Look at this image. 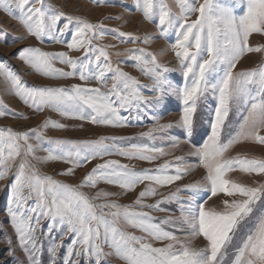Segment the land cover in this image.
Returning a JSON list of instances; mask_svg holds the SVG:
<instances>
[{"label": "snow or ice", "instance_id": "obj_1", "mask_svg": "<svg viewBox=\"0 0 264 264\" xmlns=\"http://www.w3.org/2000/svg\"><path fill=\"white\" fill-rule=\"evenodd\" d=\"M92 2L139 14L154 32L105 23L124 14L92 21L53 0H0V12L23 29L15 35L0 27V43L62 45H25L15 57L47 79L79 81L29 85L0 61L6 94L61 118L23 131L0 127L7 255L15 264H264V153L253 151L264 149V43L253 41L264 38V0ZM109 36L133 46L116 50ZM155 39L167 43L151 50ZM249 54L262 59L238 69ZM127 62L140 76L124 70ZM10 114L28 119L0 98V118ZM145 121L147 130L131 137L48 135L84 123L125 129ZM93 161L76 183L41 169L63 163L57 175L71 179ZM132 193L131 203L120 202Z\"/></svg>", "mask_w": 264, "mask_h": 264}, {"label": "rangeland", "instance_id": "obj_2", "mask_svg": "<svg viewBox=\"0 0 264 264\" xmlns=\"http://www.w3.org/2000/svg\"><path fill=\"white\" fill-rule=\"evenodd\" d=\"M58 6H64L65 10L68 12H76L79 15L87 16L92 21H100L104 20L106 16H117L124 14V18L122 20H105V23L111 27L116 28L119 27L123 31H132L136 32L137 34L143 36L145 33H152L154 32V28L151 24L146 22H142V18L139 14H131V12L125 13L124 7L117 6V7H97L92 0H53ZM110 3L119 4L121 0H109ZM127 21V23H125ZM0 27H3L10 32L14 33L15 35H21L23 33V29L21 26L14 20L9 19L6 14L0 12ZM11 39V37H9ZM253 41H259L264 43V38H261L258 35L253 37ZM106 43H117L118 41L112 40L111 37L105 41ZM167 41L163 39H155L148 47L151 50H159L161 47L165 46ZM25 45H33L42 47L46 51H59V50H66L63 48L62 45H56L52 43H45L43 45L38 44L34 39L25 40L23 43L16 44V45H9L5 43H0V61L6 62L14 71L22 76V78L29 84V85H61V84H68V83H76L79 81H54L47 79L45 77L40 76L32 71L31 68L23 64L15 57V53L18 49L23 48ZM133 45L130 44H118V49L116 50H123L127 47H132ZM144 47L145 45H140ZM73 55H79V53H73ZM117 59L114 57V60ZM163 60L168 61L172 59V55L168 54L162 57ZM262 57L260 54H249L240 65L237 66L238 69L240 68H249L254 67L257 63L261 61ZM59 66V65H58ZM121 66L124 68L125 71L131 72L133 75L140 76V73L137 69L131 66V62L122 63ZM142 80L145 79L144 77H140ZM0 98H3L4 102L9 106L11 109H15L17 112H23L26 116H28L27 120L20 119L18 117H14L13 115H8L6 117L0 118V127H11L17 131L27 130L31 127H36L37 125L41 124L44 119L51 116L53 119L60 120L58 114L49 112L45 110L43 113H35L32 109L25 106L17 97L6 94L3 91V85H0ZM174 118V112L169 115H165L164 120H170ZM68 123L70 125L79 124L82 122L79 121H62ZM150 126L149 121H145L142 125H137L134 127H129L125 129H112L106 128L103 126H96L89 123H84L83 128L79 127H70L67 130H56V129H49L48 135L52 137L58 138H68V139H94L100 135H117V136H135L141 131H146L147 127ZM251 147V146H249ZM239 150V149H237ZM253 151L257 154L264 153V149L262 148H253ZM176 154H180L177 151ZM113 159H122L120 157H111ZM124 163H133L136 164L138 168L141 167H152L154 165H149L145 162H138V161H126L122 160ZM161 161H157L156 163H161ZM96 163L93 161L92 164L87 165L85 168L77 169L74 178H65L58 176L57 173L65 170L68 165L59 162L49 163L47 165L41 166L43 172L55 176L57 179H65L66 182L76 183L78 182L83 175L90 170V168ZM201 174V170H198L195 173V176L199 178ZM10 179V178H9ZM8 180L0 181V221L4 222L5 227L9 234L12 233V229L10 225L7 224V218L3 212V209L6 207L7 204V197L5 195V185L8 184ZM142 187V186H141ZM116 190V189H113ZM140 189H137V192ZM136 193L129 194L125 197L121 198V203H131L135 198ZM149 202H155L154 200H150ZM157 216H163L165 213H154ZM139 234V233H137ZM3 234H0V240H2ZM6 244L0 242V261L3 264H15V261L9 257L5 251ZM16 256L19 258L20 261L25 260V255L22 251H17ZM116 264H120L119 261H116Z\"/></svg>", "mask_w": 264, "mask_h": 264}]
</instances>
